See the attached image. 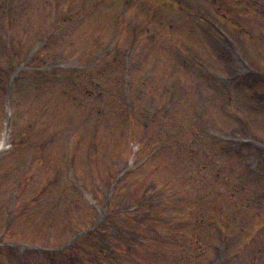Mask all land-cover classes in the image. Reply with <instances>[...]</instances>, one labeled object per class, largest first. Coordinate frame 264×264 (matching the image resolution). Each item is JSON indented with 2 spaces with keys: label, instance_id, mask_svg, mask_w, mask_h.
Returning <instances> with one entry per match:
<instances>
[{
  "label": "rangeland",
  "instance_id": "obj_1",
  "mask_svg": "<svg viewBox=\"0 0 264 264\" xmlns=\"http://www.w3.org/2000/svg\"><path fill=\"white\" fill-rule=\"evenodd\" d=\"M180 1L87 13L89 0H0V264H177L190 240L159 242L155 223L173 231L174 215L201 213L216 221L211 250L198 238L202 264L264 259V0L234 14ZM226 21L237 40L216 57L210 32ZM115 55L126 69L103 68ZM253 82L251 98L241 87Z\"/></svg>",
  "mask_w": 264,
  "mask_h": 264
}]
</instances>
